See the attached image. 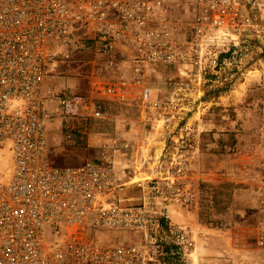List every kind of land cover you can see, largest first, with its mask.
I'll use <instances>...</instances> for the list:
<instances>
[{"label": "built area", "instance_id": "1", "mask_svg": "<svg viewBox=\"0 0 264 264\" xmlns=\"http://www.w3.org/2000/svg\"><path fill=\"white\" fill-rule=\"evenodd\" d=\"M77 45L103 62L94 93L138 94L149 124H161L160 150L121 136L109 160L51 162L57 115L102 117L94 101L46 91L57 56ZM159 67L182 79L161 98L145 82ZM254 67L264 81V0H0V264H208L174 222L197 204L184 117L199 93ZM262 178L249 249L264 260Z\"/></svg>", "mask_w": 264, "mask_h": 264}, {"label": "rangeland", "instance_id": "2", "mask_svg": "<svg viewBox=\"0 0 264 264\" xmlns=\"http://www.w3.org/2000/svg\"><path fill=\"white\" fill-rule=\"evenodd\" d=\"M100 58L92 46L77 45L69 59L57 56L45 79L50 96L75 95L87 106L94 101L102 111L101 118L56 116L48 134L54 165L109 160L110 140L121 136L138 137L146 150L164 144L158 140L161 124H149L151 113H145L137 93H125L122 101L94 93L93 82L105 81L96 74ZM259 71L254 67L229 87L199 93L184 117L195 128L192 172L185 184L195 192L197 204L178 210L174 222L191 230L208 264H264L262 255L249 249L258 217L255 191L264 171V81ZM181 80L170 67H159L145 78L160 98Z\"/></svg>", "mask_w": 264, "mask_h": 264}, {"label": "bare ground", "instance_id": "3", "mask_svg": "<svg viewBox=\"0 0 264 264\" xmlns=\"http://www.w3.org/2000/svg\"><path fill=\"white\" fill-rule=\"evenodd\" d=\"M160 129V128H159ZM159 147V149H160V146H158Z\"/></svg>", "mask_w": 264, "mask_h": 264}, {"label": "crops", "instance_id": "4", "mask_svg": "<svg viewBox=\"0 0 264 264\" xmlns=\"http://www.w3.org/2000/svg\"><path fill=\"white\" fill-rule=\"evenodd\" d=\"M175 217H176V215H175Z\"/></svg>", "mask_w": 264, "mask_h": 264}]
</instances>
